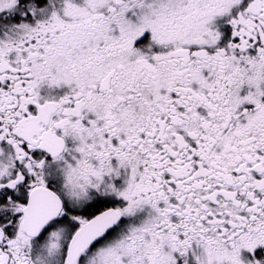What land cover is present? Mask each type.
I'll list each match as a JSON object with an SVG mask.
<instances>
[{
	"label": "snow or ice",
	"instance_id": "1",
	"mask_svg": "<svg viewBox=\"0 0 264 264\" xmlns=\"http://www.w3.org/2000/svg\"><path fill=\"white\" fill-rule=\"evenodd\" d=\"M0 264H264V0H0Z\"/></svg>",
	"mask_w": 264,
	"mask_h": 264
}]
</instances>
